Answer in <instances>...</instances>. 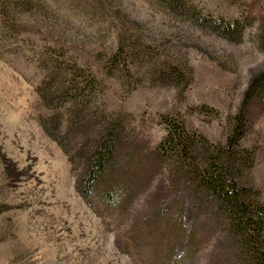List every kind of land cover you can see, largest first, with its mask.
Here are the masks:
<instances>
[{
  "label": "rangeland",
  "instance_id": "1",
  "mask_svg": "<svg viewBox=\"0 0 264 264\" xmlns=\"http://www.w3.org/2000/svg\"><path fill=\"white\" fill-rule=\"evenodd\" d=\"M43 1L45 13L18 15L19 33L0 17V264H235L224 226L195 217L189 183L171 176L170 160L141 155L133 195L117 208L89 207L76 190L79 171L42 128L56 111L39 90L46 53L62 48L98 75L99 111L120 118L139 154L166 137L163 117L178 121L264 205L262 106L248 107L244 136L228 145L249 82L264 71L256 21L223 37L162 0ZM183 1L226 22L264 15V0ZM121 50L128 60L114 67ZM193 226L188 253L184 231Z\"/></svg>",
  "mask_w": 264,
  "mask_h": 264
},
{
  "label": "trees",
  "instance_id": "2",
  "mask_svg": "<svg viewBox=\"0 0 264 264\" xmlns=\"http://www.w3.org/2000/svg\"><path fill=\"white\" fill-rule=\"evenodd\" d=\"M175 13L207 27L223 37H241L247 27L257 24L259 43L264 44V15L259 19L245 17L243 21L226 22L211 16H201L195 7L183 0H162ZM43 0H0V17L7 21L13 33H19L18 15L45 13ZM111 61L116 67L128 60L130 52L117 53ZM46 74L39 90L43 104L56 112L42 118L45 133L67 155L72 170H78L76 190L89 207L117 208L133 195L138 184L141 155L153 162L172 161L171 176L189 183L185 203L195 217L208 215V224L224 226L226 251L235 264H264V205L251 196L249 190L235 181L234 170L221 154H214L189 135L178 121L163 117L167 135L152 151L139 154L132 141H126L122 121L114 115L99 111L101 83L98 75L85 69L69 57L62 48L46 53ZM244 104L229 136V147H234L244 136L247 109L260 105L264 108V71L253 76L244 97ZM68 107V108H65ZM65 108L66 131L62 133ZM127 160L126 162H123ZM182 212L175 214L181 221ZM195 227L184 231L187 251L195 246ZM169 259V258H168ZM171 259V258H170ZM173 259V258H172Z\"/></svg>",
  "mask_w": 264,
  "mask_h": 264
}]
</instances>
